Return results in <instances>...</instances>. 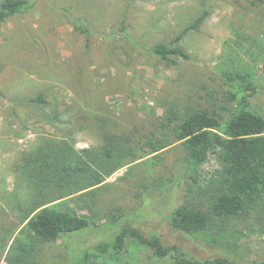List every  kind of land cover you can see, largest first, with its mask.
Instances as JSON below:
<instances>
[{
	"label": "rangeland",
	"instance_id": "obj_1",
	"mask_svg": "<svg viewBox=\"0 0 264 264\" xmlns=\"http://www.w3.org/2000/svg\"><path fill=\"white\" fill-rule=\"evenodd\" d=\"M27 1L0 22V264H10L16 237L32 246L31 264H70L124 226L196 259L264 261V226L257 218L194 236L172 229L173 210L198 204L195 195L220 167L213 151L195 180L185 177L179 142L124 165L91 195H81L90 189L74 195L69 206L89 222L85 231L42 241L29 236L24 221L34 194L31 162L41 148H100L106 134L165 137L159 123L169 110L226 116L235 107L230 93L242 87L237 75L255 87L250 110L264 117V0ZM205 11L199 28L179 42L189 59L166 64L148 53ZM93 262L169 264L132 240L121 254Z\"/></svg>",
	"mask_w": 264,
	"mask_h": 264
},
{
	"label": "trees",
	"instance_id": "obj_2",
	"mask_svg": "<svg viewBox=\"0 0 264 264\" xmlns=\"http://www.w3.org/2000/svg\"><path fill=\"white\" fill-rule=\"evenodd\" d=\"M29 5L27 0H2L0 22ZM206 16L207 11L187 25L169 44L156 43L148 53L166 64H174L177 58L189 59L179 42L186 32L197 30ZM74 23L86 31L81 20L74 18ZM122 35L134 44L129 35ZM236 77L242 80V87L240 91L230 93L235 107L226 116L194 111L183 117L169 110L165 121L159 123V130L163 134L167 131L165 137L106 134L100 148L76 151L62 144L56 149L46 146L38 150L31 162L34 194L28 201L24 219L27 220V230L31 232L29 236L54 241L85 231L89 222L69 206L74 195L88 189L81 195H91L95 187L124 165L155 154L175 142H179L185 152L182 164L185 177L195 180L200 166L213 151L218 156L220 167L199 187L195 195L198 204L183 205L173 210L169 217L173 230L194 236L222 231L231 221L251 217L259 219L264 226V117L250 110L249 98L254 95L255 87L244 77ZM33 101L41 102V96ZM129 240L146 247L156 259L169 264H238L224 256L196 259L177 245H165L159 236L148 237L133 226H124L113 232L109 239L81 250L70 264H93L97 256L119 255ZM9 255L12 256V260H8L10 264H31L33 248L16 237ZM250 264H264V261Z\"/></svg>",
	"mask_w": 264,
	"mask_h": 264
}]
</instances>
